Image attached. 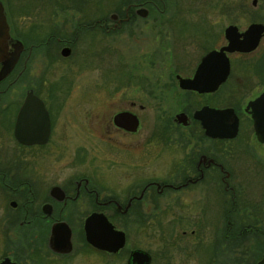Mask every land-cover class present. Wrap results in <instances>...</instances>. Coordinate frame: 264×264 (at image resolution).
Instances as JSON below:
<instances>
[{
    "label": "flooded vegetation",
    "instance_id": "af4514ba",
    "mask_svg": "<svg viewBox=\"0 0 264 264\" xmlns=\"http://www.w3.org/2000/svg\"><path fill=\"white\" fill-rule=\"evenodd\" d=\"M1 1L22 49L0 79V264H236L238 240L264 244V195L238 191L222 146L242 132L241 107L255 137L246 106L264 92V48L225 50L224 79L221 61L200 68L227 28L264 25L251 10L239 26L226 0H72L71 15L45 0L53 10L20 33ZM67 60L99 68L94 92L69 91L77 78L56 75ZM205 108H232L236 136L207 134Z\"/></svg>",
    "mask_w": 264,
    "mask_h": 264
},
{
    "label": "rangeland",
    "instance_id": "374dc122",
    "mask_svg": "<svg viewBox=\"0 0 264 264\" xmlns=\"http://www.w3.org/2000/svg\"><path fill=\"white\" fill-rule=\"evenodd\" d=\"M6 1L15 12L14 23L16 25V28L18 29V32L20 33L25 28L24 23L31 22L32 21L31 18H34L35 15L49 12L50 7L51 10H53L52 6L50 5V2L45 0H40L41 3L37 5V7L34 10H31L29 12L21 9L23 8V5L21 4L20 0H6ZM30 1L34 2V0H30ZM226 1L228 4L229 3L236 4L237 24L239 26H244L246 23L250 22L251 18L250 16L248 17L247 15L251 13H246V12H250V10L254 14L252 15L254 16L253 18L264 23V0H256L255 5H251L252 0H226ZM38 2L39 1H37V3ZM74 2L78 3L76 1ZM74 2H72V0L63 1V7L68 8L66 9V11L63 10V14H67V15L72 14V11L70 10V6L74 7V5H76ZM93 2L96 3V1L94 0ZM218 5L220 7V4ZM24 6L28 7V4L26 5L24 4ZM85 8H86V4H83L80 10V13L82 15L84 14V12H86L87 15H92L93 13L97 12L95 9L92 11L87 9L85 11ZM206 11L207 13H210L211 14L210 16L213 17L214 19H216V15L219 14V10L216 8L211 9L210 11L208 10ZM227 19L224 17L222 18L223 25L227 23ZM259 47L261 49L262 47L264 48V36L260 41ZM85 66H86L85 69L77 71L76 69L78 67H76L71 60H67L59 65V70L58 72H56V75L62 76L64 78L67 77L68 79L74 76L77 78L74 84L71 85V88L69 90L70 92H77V93L94 92L92 88L93 86L90 84L93 82V78L99 77L101 75V72L99 68L95 66H87V65ZM243 105H244V101L242 106ZM240 112L242 115L241 118L242 132L235 139L223 142L222 146L225 152L227 153L230 152L228 153L230 154L229 161L232 162L235 167L234 171L236 173V182L238 186V191L244 193L252 201L258 200L256 203L259 204V199H261L260 196L264 195V148L261 145L262 143H260L254 137L252 128L250 127V123L245 113L243 112L242 107L240 109ZM65 120L66 119L64 115L61 116L59 119V124L64 123ZM163 120H165V117L162 118V122ZM90 156L94 158L100 156L99 152L97 151V148L92 150V154H90ZM243 174L244 177L246 176V180L243 179L242 177ZM259 210L257 213L258 215L262 214L264 208H259ZM242 218H246V217L242 216ZM163 220H165V216L163 217ZM205 237H207V239L208 237L212 239V234H208ZM188 240L189 238H187L186 241ZM249 246L250 245L246 244L245 241L238 240V258L236 264H255L256 261L260 258L261 252L264 249V244L257 243L254 241L252 247L249 248ZM210 250H211L210 246L207 247L206 245L205 246L202 245L198 249V252L201 253L205 258H207V255L210 253ZM182 259L184 260V264H200L199 260L193 259L192 257H190L188 261H186V257L184 256H182ZM212 261H214V259ZM232 264H235V262H233Z\"/></svg>",
    "mask_w": 264,
    "mask_h": 264
},
{
    "label": "water",
    "instance_id": "95a60500",
    "mask_svg": "<svg viewBox=\"0 0 264 264\" xmlns=\"http://www.w3.org/2000/svg\"><path fill=\"white\" fill-rule=\"evenodd\" d=\"M264 32V25L260 23L251 24L243 33H236L233 27L226 30V38L228 44L222 47L219 51L209 52L202 60V64L206 65L211 60H218L223 72V78L228 70V59L224 51H240L248 52L257 47L261 36ZM22 49L20 41L11 37L9 24L7 22L6 10L3 2L0 0V79L9 73L15 65L19 53ZM199 68V69H200ZM198 73L196 74V77ZM185 86L194 87L193 84H185ZM251 110V118L256 139L260 143H264V92L255 100L248 102L246 110ZM23 116V107L18 113V120ZM195 117L201 120V124L205 127L207 134L218 135L221 137H235L238 131V118L232 108L223 109H203L195 114ZM17 138L22 141V133L16 131ZM256 264H264V253L262 258Z\"/></svg>",
    "mask_w": 264,
    "mask_h": 264
}]
</instances>
